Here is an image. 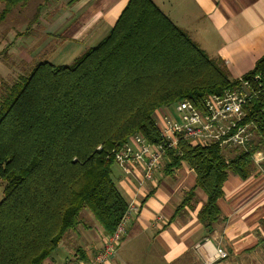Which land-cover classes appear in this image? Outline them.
<instances>
[{
	"label": "trees",
	"instance_id": "1",
	"mask_svg": "<svg viewBox=\"0 0 264 264\" xmlns=\"http://www.w3.org/2000/svg\"><path fill=\"white\" fill-rule=\"evenodd\" d=\"M31 1L0 0V22ZM262 71L264 56L246 76ZM236 84L224 63L209 58L152 0H130L111 32L69 65L42 62L20 76L0 104V264H46L85 224L86 210L111 234L127 202L110 151L135 134L157 144L155 111L182 100L200 105ZM223 153L187 144L169 152L167 172L182 163L195 171L194 188L206 195L198 216L207 227L220 216L227 173L247 179L254 169L244 153Z\"/></svg>",
	"mask_w": 264,
	"mask_h": 264
},
{
	"label": "crops",
	"instance_id": "2",
	"mask_svg": "<svg viewBox=\"0 0 264 264\" xmlns=\"http://www.w3.org/2000/svg\"><path fill=\"white\" fill-rule=\"evenodd\" d=\"M129 1L38 3L42 7L37 30L47 38L62 29L67 35L65 50L51 64L68 65L96 47L114 28ZM152 2L209 58L221 60L233 79L250 74L264 56V0ZM261 151L264 155V147ZM223 154L233 157L230 152ZM169 164L170 160L165 162L154 184L138 187L136 180L121 172L114 179L126 202L137 194L139 212L130 221L117 254L104 264H264V161L260 173L253 164L247 179L232 171L227 173L217 200L220 216L210 227L199 220L206 195L201 188H194L195 171L182 163L167 172ZM86 215L89 222L77 227L46 264H80L102 248L108 234L90 214ZM218 248L226 253L225 258L217 256Z\"/></svg>",
	"mask_w": 264,
	"mask_h": 264
},
{
	"label": "built area",
	"instance_id": "3",
	"mask_svg": "<svg viewBox=\"0 0 264 264\" xmlns=\"http://www.w3.org/2000/svg\"><path fill=\"white\" fill-rule=\"evenodd\" d=\"M235 80L234 87L204 97L200 105L182 100L162 108L155 120L159 134L157 144L148 143L135 134L123 146L111 150L108 157L124 177L136 180L138 187L156 183V175L168 162L169 152H179L182 144L217 147L233 155L244 153L260 173L264 161L261 151L264 147V71ZM138 212L137 194H134L114 231L105 236L102 248L80 264L109 262L117 254L129 223ZM216 254L219 258L226 257L220 248Z\"/></svg>",
	"mask_w": 264,
	"mask_h": 264
},
{
	"label": "rangeland",
	"instance_id": "4",
	"mask_svg": "<svg viewBox=\"0 0 264 264\" xmlns=\"http://www.w3.org/2000/svg\"><path fill=\"white\" fill-rule=\"evenodd\" d=\"M40 2L42 0H32L26 7L18 8L0 22V104L6 99L8 88L15 84L20 76H27L38 63H51L58 53L65 50L66 41L68 43V40L65 39L67 38L65 29L56 32V35L54 34L51 38L45 37L41 31L37 30L35 25L31 27L29 32L24 33L34 13V7ZM2 8L3 4H0V12ZM161 109L153 114L154 125H156L155 120L159 117ZM119 174V169L113 165V178L116 180ZM4 188L5 183L0 181V201L4 196ZM86 214L92 216L86 210L82 215V223L89 222ZM75 232H77V229L70 234L74 235Z\"/></svg>",
	"mask_w": 264,
	"mask_h": 264
}]
</instances>
